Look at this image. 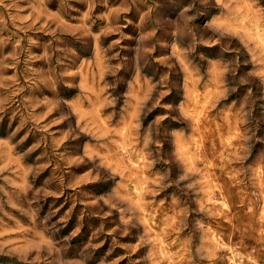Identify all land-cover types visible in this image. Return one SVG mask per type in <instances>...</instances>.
Returning <instances> with one entry per match:
<instances>
[{
  "label": "rangeland",
  "instance_id": "374dc122",
  "mask_svg": "<svg viewBox=\"0 0 264 264\" xmlns=\"http://www.w3.org/2000/svg\"><path fill=\"white\" fill-rule=\"evenodd\" d=\"M0 264H264V0H0Z\"/></svg>",
  "mask_w": 264,
  "mask_h": 264
},
{
  "label": "bare ground",
  "instance_id": "6f19581e",
  "mask_svg": "<svg viewBox=\"0 0 264 264\" xmlns=\"http://www.w3.org/2000/svg\"><path fill=\"white\" fill-rule=\"evenodd\" d=\"M34 21H35V20L33 19V22H34ZM251 22H252V21H251ZM27 24H28V23H27ZM29 24H30V23H29ZM25 25H26V23H25ZM30 25H31V24H30ZM30 25H29V26H30ZM243 28L245 29V27H243ZM245 30H246V29H245ZM249 30H250V29H249ZM251 31H253V30H251ZM199 34H200V33H199ZM135 63H136V62H135ZM185 81H186V80H185ZM183 83H184V82H183ZM191 83H192V82H191ZM186 85H187V83H186ZM195 86H196V84H195ZM195 86H194V87H195ZM185 87H186V86H185ZM185 87H184V88H185ZM187 87H188V86H187ZM188 90H189V88H188ZM192 90H193V89H192ZM192 90H191V91H192ZM193 91H194V90H193ZM117 145H118V144H117ZM120 153H121V152H120ZM121 154H122V153H121ZM122 155H123V154H122ZM124 156H125V155H124ZM115 157H116V156H115ZM122 157H123V156H121V158H122ZM121 158H120V159H121ZM124 158L126 159V157H124ZM124 158H123V159H124ZM116 160H117V159H116ZM120 161H121V160H120ZM122 161H123V160H122ZM122 161H121V162H122ZM119 163H120V162H119ZM117 164H118V163H117ZM118 165H119V164H118ZM121 165H122V164H121ZM123 165H124V164H123ZM135 166H136V165H135ZM115 167H116V166H115ZM117 167H118V166H117ZM137 167L139 168V166H137ZM122 168H124V167H122ZM128 173H129V172H128ZM128 173H127L126 176H129ZM136 174H137V173H136ZM126 179H127V177H126ZM128 179H129V177H128ZM141 180H142V179H141ZM142 181H143V180H142ZM142 181H141V182H142ZM146 183H147V181H146ZM144 184H145V183H144ZM145 185H146V184H145ZM136 186H137V185H136ZM137 188H138V187H137ZM139 191H141V190L139 189ZM146 191L148 192L147 189H146ZM146 191H145V192H146ZM129 194H130V193H129ZM132 197H133V196H132ZM215 197H216V196H215ZM142 198H143V197H142ZM23 212H24V211H23ZM23 237H24V236H23ZM29 237H30V236H29ZM32 238H33V237H32ZM25 240H26V239H25ZM27 240H28V239H27ZM24 242H25V241H24ZM19 245H22V244H19ZM17 247H18V246H17ZM17 247H16V248H17ZM13 248H14V247H13ZM16 248H14V249H16ZM14 249H13V250H14ZM10 250H11V249H10ZM20 250H21V249H20ZM229 251H230V250H229ZM22 255H23V254H22ZM60 256H61V255H60ZM25 257H26V255H25Z\"/></svg>",
  "mask_w": 264,
  "mask_h": 264
}]
</instances>
